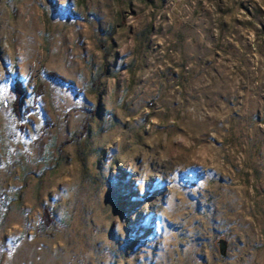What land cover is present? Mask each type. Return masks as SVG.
<instances>
[{"label": "rangeland", "instance_id": "1", "mask_svg": "<svg viewBox=\"0 0 264 264\" xmlns=\"http://www.w3.org/2000/svg\"><path fill=\"white\" fill-rule=\"evenodd\" d=\"M0 264H264V0H0Z\"/></svg>", "mask_w": 264, "mask_h": 264}, {"label": "water", "instance_id": "2", "mask_svg": "<svg viewBox=\"0 0 264 264\" xmlns=\"http://www.w3.org/2000/svg\"><path fill=\"white\" fill-rule=\"evenodd\" d=\"M217 245L220 248L221 255L224 256L225 255V250H226V247H227L225 240L224 239H220L218 241Z\"/></svg>", "mask_w": 264, "mask_h": 264}, {"label": "trees", "instance_id": "3", "mask_svg": "<svg viewBox=\"0 0 264 264\" xmlns=\"http://www.w3.org/2000/svg\"><path fill=\"white\" fill-rule=\"evenodd\" d=\"M46 214H47V221L45 220L44 221V224L43 225H45L46 227H48V224L50 225L52 222H53V220H51V218H50V213H48V212H46Z\"/></svg>", "mask_w": 264, "mask_h": 264}]
</instances>
